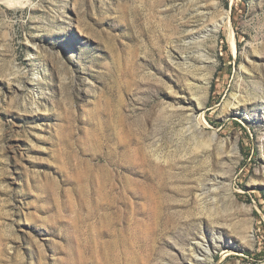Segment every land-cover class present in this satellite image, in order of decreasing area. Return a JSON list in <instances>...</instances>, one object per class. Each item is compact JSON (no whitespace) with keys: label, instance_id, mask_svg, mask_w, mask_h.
Instances as JSON below:
<instances>
[{"label":"rangeland","instance_id":"1","mask_svg":"<svg viewBox=\"0 0 264 264\" xmlns=\"http://www.w3.org/2000/svg\"><path fill=\"white\" fill-rule=\"evenodd\" d=\"M36 2L0 0V264H264V0Z\"/></svg>","mask_w":264,"mask_h":264},{"label":"bare ground","instance_id":"2","mask_svg":"<svg viewBox=\"0 0 264 264\" xmlns=\"http://www.w3.org/2000/svg\"><path fill=\"white\" fill-rule=\"evenodd\" d=\"M4 2L6 3H10L12 2V0H3ZM30 2L32 4V6H35L37 4L36 0H24V2ZM34 1V2H33ZM222 26V23H214L213 26H212V31L216 32L218 31ZM231 26H229L230 28ZM207 31V30H206ZM204 33L203 30L201 31H198V32H194V31H189L188 34H186L184 36V41H186L187 39L189 38H196V37H200L202 34ZM230 35L231 37L233 36V31L231 29L230 31ZM200 120L198 122V127L200 128V130L203 129L202 126H204L205 124L208 123V121L206 120V117H205V114H201V117L199 118ZM210 251H211V245L206 243V242H201V243H194L192 245V248L191 250L189 251L191 256H193L194 258V262L196 264H204V261L201 260V258H199V255L202 254V255H208L210 254Z\"/></svg>","mask_w":264,"mask_h":264}]
</instances>
